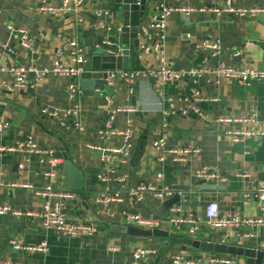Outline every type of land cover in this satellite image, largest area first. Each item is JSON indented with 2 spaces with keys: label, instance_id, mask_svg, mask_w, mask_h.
I'll use <instances>...</instances> for the list:
<instances>
[{
  "label": "crops",
  "instance_id": "0c3cea01",
  "mask_svg": "<svg viewBox=\"0 0 264 264\" xmlns=\"http://www.w3.org/2000/svg\"><path fill=\"white\" fill-rule=\"evenodd\" d=\"M164 1L172 8L189 5L209 7L226 2L234 8H264V0ZM40 3V0H0V124L10 126L0 134V203L18 211L42 212L48 199L5 185L22 182L38 189L54 186L65 190L68 175L64 172V162L70 160L81 171L84 186L82 192L76 193V198L63 202L66 218L71 223L89 221L97 226L100 234L92 238H69L54 231H44L40 218L18 219L12 214L0 216V262L173 264V258L182 253L188 260L195 261L215 257L216 254L194 248L184 249V238L264 250V228L243 226L212 230L204 219V210L211 202L219 204L221 216L238 214L256 218L260 215L259 202L244 195L255 191L262 183L260 168L264 166V137L233 142L223 128L191 110L194 103L192 94L197 90L204 98L220 100L219 103L199 105L211 119L245 115L255 109L260 118L259 129L264 131V81L244 86L234 80L206 75L196 83L171 80L158 89L156 78L140 76L132 85L117 79L114 90L105 88L103 94L97 89L92 96L86 97L78 87L79 79L48 76L36 88L8 91L4 83L16 81L8 71L11 66L29 67L34 64L39 68H52L57 61V52L64 44L77 41L87 56L96 53L107 38L114 47L120 45L118 29L123 28L122 22L113 15L103 19L95 16L97 10L112 12L109 1L87 0L83 6L82 22L72 14L56 17L42 13L39 11ZM48 3L59 8L63 0H48ZM159 3L160 0L154 1L141 24L142 44H150L145 33L150 30L151 16ZM103 23L113 30L108 32ZM11 30L19 33L14 34ZM20 32L25 36H19ZM24 38L29 48L22 45ZM205 42L219 43L220 53L198 51L197 46ZM166 60L175 70L215 68L224 63L233 68L249 67L264 71V15L242 19L226 14L197 13L189 17L173 14L167 20ZM61 62L73 66L68 55ZM160 68L161 64L149 55L142 61L137 59L133 71L150 73ZM33 80L34 75H29L28 82ZM71 85L77 87V94H72ZM108 100L112 101L111 106ZM171 100L176 104L177 112L166 115L165 111H171ZM76 107L81 108L83 132L74 126L72 118L63 126L60 119L42 114L43 109L63 114ZM110 107L137 110L132 114H118L113 122L114 130L123 131L127 129V122L133 121L134 138L127 164L122 163L120 155L105 151L108 148L121 149L122 138L103 139L100 135L106 128ZM181 109L188 110V114L179 112ZM164 131L167 134V151L192 148L197 152L178 157L157 151L154 142ZM142 136L147 141L140 152ZM29 139L43 149L53 150L63 160L56 180L47 176L51 169L48 163H41L36 158L28 163L24 154L10 151ZM105 155L107 162L103 159ZM161 158L164 162H159ZM21 165L25 170H20ZM206 165L215 167L224 179L214 182L196 180V171ZM159 173L164 174V179L159 178ZM100 176H105L107 181L101 180ZM159 183L166 184L176 193L189 195L184 205L177 207L197 219V229L190 225L170 226L171 212H164L163 202L150 194L143 195L141 200L127 196L131 189ZM106 193H119L123 202L100 204L98 198ZM50 202L55 204L59 201L52 199ZM130 215L161 221L163 228L160 230L168 231L170 237L151 238L140 243L137 238L124 233L126 228L132 227L127 221ZM13 240L36 246L47 242L49 251L44 255L18 252L10 245ZM141 247L154 250L156 254L136 260L135 253ZM233 258L238 264H247L244 258Z\"/></svg>",
  "mask_w": 264,
  "mask_h": 264
},
{
  "label": "built area",
  "instance_id": "2783aa9c",
  "mask_svg": "<svg viewBox=\"0 0 264 264\" xmlns=\"http://www.w3.org/2000/svg\"><path fill=\"white\" fill-rule=\"evenodd\" d=\"M87 0H63V4L59 8L52 7L48 0H40V9L42 13L52 14L53 16H61L64 14H72L78 22L83 21V15L85 11L83 6ZM180 14L185 17H189L192 14L197 13H210L220 15H231L238 18H256L258 15H264V8H254V7H240L234 8L229 2L222 4H214L209 7H202L196 5H189L186 7L172 8L169 7L164 0H160L159 5L156 7L154 13L151 16V26L150 30L146 31L145 35L149 40L150 44H141L139 48L138 60L142 61L146 56L153 55L155 59L161 64V68L158 71H153L150 73L138 72V71H107L105 73V83L106 88L114 90L116 86L117 79L125 80L129 85H132L135 80L140 76H150L158 80V89L163 88L168 84L169 81H181L187 80L192 82H197L203 76L211 75L218 79H230L237 81L244 86H250L252 82L264 81V71H256L249 67L244 68H233L224 63L220 64L215 68H203V69H189V70H175L166 60V41H167V20L173 14ZM113 15L112 12H103L97 10L95 16L99 19H103L104 16ZM108 32L112 31L110 25L103 23ZM14 34L16 32L11 30ZM121 34L122 29H118ZM21 33V32H20ZM13 34V35H14ZM25 36V34H19ZM16 36V35H14ZM23 40V46L29 48L30 45ZM198 51L211 50L214 54H219L221 47L219 43H208L205 42L197 46ZM102 50L105 54L113 56L115 58H122L125 56V51L119 45L114 47L111 41L107 40L102 46L97 48V51ZM96 51V52H97ZM13 52V50H11ZM68 55L73 66L65 65L61 60ZM88 56L84 53L83 49L79 46L77 41L64 44L57 52V61L52 68H39L34 64L29 67L22 66H11L8 71L15 76L14 83H4V87L8 91L26 90L28 88H36L41 81H43L48 76L56 77H67V78H77L88 72ZM34 75V80L28 82V76ZM72 94H77L78 89L75 85H71L70 88ZM194 103L191 110L204 118L207 121H212L218 128H223L226 136L230 137L233 142H244L251 137H264V131L259 129L260 118L255 109L251 110L248 114L240 116H218L211 119L209 114L202 112L199 105L202 103L214 102L219 103L220 100L217 98H204L201 93L195 90L192 94ZM109 105H112V101L108 100ZM171 111H165L166 115L176 114L177 108L173 100L170 101ZM137 110L128 107H110L109 118L105 130L100 132L103 139L108 137L119 136L123 140V147L121 149L108 148L105 150L108 153H113L121 156V161L123 164H127L130 160V152L132 150V141L134 138L133 132V121L129 120L127 122L126 130H114L113 122L118 114L127 113L132 114ZM184 115L188 114V110H179ZM42 114L52 118H58L62 121V125H66V121L73 119V124L80 132L84 131L81 123V108L76 107L73 110L67 111L60 114L56 111H51L48 109H43ZM232 126H237L233 129ZM10 126L7 123L0 124V134L4 133L5 130L9 129ZM96 150H102L100 147H93ZM154 148L162 153H171L174 155L184 156L191 153L197 152V150L182 149L167 151V134L164 131L159 135V139L154 142ZM10 151L19 152L26 156V161L31 162L32 158L38 159L41 163H48L51 167L50 172L47 176L51 180H56L60 176V168L63 164V160L56 156L53 150L43 149L32 139H29L23 143H20L15 149ZM104 161L107 162L108 158L105 155L103 157ZM181 161L180 159H176ZM159 162H164V159H159ZM20 170H25V166H19ZM110 172V170H108ZM159 178L164 179V174L159 173ZM247 177V176H245ZM100 179L107 181L105 176H100ZM195 179L198 181L214 182L222 181L224 178L221 177L220 172L213 166H203L195 173ZM1 186H3L1 184ZM7 188L23 189L32 192L39 198L48 199V202L42 212H29V211H18L11 208L9 205L0 203V216L14 215L18 219L22 218H40L43 223L44 231L50 232L54 231L58 234L69 238H92L98 236L100 231L95 224L91 222H79L71 223L67 220L64 211V201L76 198V193L58 190L54 186H49L43 189H38L33 185L15 182L5 185ZM145 194L152 195L156 200L165 202L173 198L175 195H181L180 193L174 192L169 186L164 183H159L155 186H144L141 185L137 188L131 189L127 192V196L141 200L142 196ZM248 199H255L260 205V215L256 218H247L241 215H227L221 216L220 206L217 202H211L204 210V219L208 228L212 230H227L236 229L243 226H252L254 228H264V182L261 183L255 191L247 192L244 195ZM56 199L59 202L52 204L50 200ZM100 204L110 203V202H123V197L119 193H106L102 194L98 200ZM171 218L168 220L170 226L179 228L181 225H190L193 229H197L198 221L195 217L186 215L182 212L181 208L177 206L171 208ZM178 214H181L178 216ZM127 221L131 226L145 229V230H156L162 229L163 223L161 221H155L148 218H143L138 215H130ZM13 250L23 253L30 254H47L49 251L48 243L43 242L40 245H26L22 241L13 240L10 243ZM156 251L141 247L135 253V259L141 260L143 258L155 255ZM0 264H15L11 262H0ZM173 264H238L237 259L228 256H217L206 258L203 260H188L182 253L173 258Z\"/></svg>",
  "mask_w": 264,
  "mask_h": 264
},
{
  "label": "water",
  "instance_id": "95a60500",
  "mask_svg": "<svg viewBox=\"0 0 264 264\" xmlns=\"http://www.w3.org/2000/svg\"><path fill=\"white\" fill-rule=\"evenodd\" d=\"M109 1L112 6L113 16L122 22V32L118 35L120 46L125 51V56L115 58L99 50L93 55L88 56V72L83 74L79 79V89L86 97L92 96L97 89L105 94V73L107 71H133L135 62L139 56V48L143 43L140 38V28L144 21L147 11L152 7L155 0H100ZM147 141L145 136L140 139L139 151L144 150ZM263 172L261 182H264V166L260 168ZM64 172L68 175L65 191L79 193L83 191L84 177L78 167L72 161L64 162ZM189 198L188 194L175 195L173 198L162 203L164 212L170 211L171 208L184 205L183 202ZM124 233L135 237L140 243H146L151 238H169L168 231L156 229L145 230L137 227L126 228ZM184 249L188 247L200 250L201 252L244 258L247 264H263L264 250L253 247H240L237 244L213 243L211 241L183 239Z\"/></svg>",
  "mask_w": 264,
  "mask_h": 264
}]
</instances>
